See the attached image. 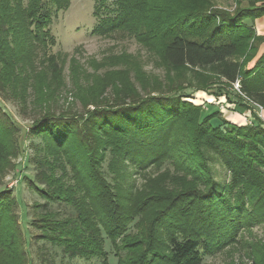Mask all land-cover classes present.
I'll return each mask as SVG.
<instances>
[{
  "label": "trees",
  "instance_id": "trees-1",
  "mask_svg": "<svg viewBox=\"0 0 264 264\" xmlns=\"http://www.w3.org/2000/svg\"><path fill=\"white\" fill-rule=\"evenodd\" d=\"M260 1L249 0L230 12L210 11L209 0H112L115 15L101 18L93 33L106 36L120 29L133 31L161 57L169 77L164 83L157 79V86H147L146 73H139L136 79L146 95L126 78L117 83L105 76L87 85L73 80L77 100L83 107L95 106L77 114L72 107L60 109L53 102L57 86L65 83L56 55L48 54L56 45L50 28L51 7H67L69 0H27L26 5L14 6L0 0L1 82L16 88L12 93L22 107L27 105L28 94L34 96L32 110L24 114L35 119L29 134L41 140L35 146L39 156L43 153L38 159L43 185H33L45 201L36 205L46 208L51 203H66L73 213L62 218L52 210L37 212L34 224L41 239L63 247L73 257H104L105 264L104 235L114 246L117 264H202L205 254H215L238 241L243 229L264 224L262 120L257 116L256 124L230 123L219 111L206 114L203 106L189 99L192 94L185 93L189 87L194 92H211L213 85L225 84L237 98L230 103L244 111L250 105L264 109V55L248 69L264 41L254 25L264 15ZM39 50L43 59H38ZM75 73L72 64L73 78ZM238 80L248 99L235 90ZM28 85L31 92L26 90ZM110 85L115 104H99ZM218 91L211 94L222 96L223 89ZM214 119L220 121L216 126ZM17 130L0 105V172L12 167L19 155ZM214 155L224 159L231 173L229 185L215 178ZM108 157L109 170L120 180L125 174L131 177L127 173L131 168L147 173L167 161L173 170L147 176L142 189L127 190V180L125 186L110 183L104 176L102 166ZM65 177L72 182L66 183ZM11 197L8 190L0 192L2 262L18 252L17 260L24 255ZM149 210L156 211L151 222L164 228L163 239L156 233L157 225L139 240L129 238L132 219ZM248 245L251 260L264 264V240Z\"/></svg>",
  "mask_w": 264,
  "mask_h": 264
},
{
  "label": "rangeland",
  "instance_id": "rangeland-1",
  "mask_svg": "<svg viewBox=\"0 0 264 264\" xmlns=\"http://www.w3.org/2000/svg\"><path fill=\"white\" fill-rule=\"evenodd\" d=\"M211 2V10H226L234 12L242 5L249 3V0H209ZM6 2V1H3ZM22 2L26 5L27 0H9V4L14 6ZM264 0L258 2L263 3ZM53 10V22L50 26L51 32L56 38V45L48 50L55 54L57 61L62 66L64 75V86H57L58 96L53 102L57 107L67 109L72 107L77 111V114H83L88 109L93 110L94 105L83 107L80 100H77L75 94L76 87L73 80L80 81L87 84H95L101 78L108 76L111 81L130 79L135 83L136 88L140 91L141 95H146L141 90V83L136 76L139 73H146L149 80V85L157 86L156 80L166 82L169 71L160 64L161 57L149 49L145 44L141 43L135 33L129 29H120L113 31L106 36H101L93 33L94 28L98 25L99 20L106 16H114V9L116 6L112 0H69V6ZM38 59L42 54L39 50ZM260 56L256 63L259 61ZM44 57L42 56L41 59ZM41 62V61H40ZM255 63V64H256ZM72 64L76 68L77 73L73 78L71 75ZM31 69L26 68L24 71L29 72ZM49 72V70H48ZM191 74V73H190ZM192 75V74H191ZM197 77L196 74L192 75ZM192 77V78H193ZM194 79V78H193ZM153 80V81H152ZM30 85L26 86L27 92H31ZM60 87V88H59ZM223 89V95L216 97L211 92H219L218 88ZM235 88V87H234ZM16 88H10L4 85L0 79V105L2 110L8 114L12 123L17 127L15 138H20V151L19 155L12 160L13 166L9 169L0 172V192L8 190L12 192V215L16 219L17 224V237L20 241L24 242L20 246L23 248L24 255L17 260V255L6 256L0 264H105L104 257L81 258L73 257L68 251L59 245L41 239L39 237L40 231L34 224L35 219L38 218L37 212H44L52 210L56 212L59 217L64 218L70 216V206L66 203H51L50 206L44 208L36 204H43L45 199L40 196L38 190L34 187V182L40 188L42 182L40 168L38 166V159L42 157L43 153L36 150V144H40L41 140L37 137L30 136L29 131L33 128L35 119L29 117L30 114H24L26 111H31L34 104L33 94H28L27 107L20 104L17 96L13 95ZM194 88L189 87L186 89V94H192L189 98L194 103L203 106L206 114L219 111L220 117L228 120L230 123L249 125L254 122L258 116L264 126V112L258 107L250 105L249 110L244 111L234 103L237 98L232 95V91L225 84H215L209 88V91H196ZM113 86L110 85L103 92L104 99L99 104L114 105L116 97L114 95ZM229 92V96L228 93ZM119 101V100H118ZM126 102H130L127 99ZM120 102H117V104ZM37 107V104H35ZM28 108L27 110H24ZM58 110V109H57ZM71 110V109H70ZM218 118V117H217ZM218 119H214L212 124L214 126L219 124ZM17 141V140H16ZM109 157L102 166L103 174L110 183L125 185L127 180V190L132 187L135 190L142 189L148 182L147 176H157L167 168H172L170 161H167L161 168L156 169L152 167L147 170V173L141 170L131 168L127 171L131 175L125 174L123 179H119L117 173L111 172L108 166ZM212 166L215 178L223 184L229 185L231 183V173L224 164V159L214 155L212 159ZM61 175V171H56ZM66 183H71L72 179L65 177ZM156 211L149 210L143 214V217L136 216L132 219V224L129 225L127 234L129 238L134 237V240H139L141 236L144 237L148 230L154 226L158 237L164 235V228L154 224L153 215ZM147 221H150L147 223ZM162 222L161 224H163ZM126 234V233H125ZM158 239V240H160ZM264 240V224H257L252 227V230L243 229L238 241L233 245L227 246L224 250L215 254H205L202 264H255L250 258L249 245L252 241ZM159 244V241L157 242ZM143 247L141 244H137ZM104 250H106L107 264H117L118 257L111 240L104 235ZM19 248V247H18ZM142 251V250H141ZM123 256L127 255V251L121 252ZM11 257V260H8ZM135 255L130 257L134 258ZM7 259L8 261H5ZM16 262V263H15Z\"/></svg>",
  "mask_w": 264,
  "mask_h": 264
},
{
  "label": "crops",
  "instance_id": "crops-1",
  "mask_svg": "<svg viewBox=\"0 0 264 264\" xmlns=\"http://www.w3.org/2000/svg\"><path fill=\"white\" fill-rule=\"evenodd\" d=\"M257 35L264 37V15L255 19L254 21ZM264 55V41L260 44L257 56L248 64V69H252L255 66L256 60Z\"/></svg>",
  "mask_w": 264,
  "mask_h": 264
},
{
  "label": "built area",
  "instance_id": "built-area-1",
  "mask_svg": "<svg viewBox=\"0 0 264 264\" xmlns=\"http://www.w3.org/2000/svg\"><path fill=\"white\" fill-rule=\"evenodd\" d=\"M234 87L235 90L238 91L239 93H241L245 98H247L240 90V81L238 80L236 83H234ZM248 99V98H247ZM250 101V100H249ZM256 107H258L262 112H264V109L261 106L255 105ZM251 123V122H249Z\"/></svg>",
  "mask_w": 264,
  "mask_h": 264
}]
</instances>
